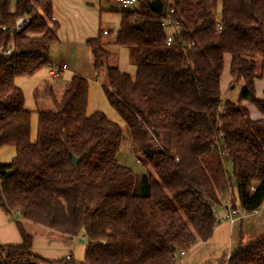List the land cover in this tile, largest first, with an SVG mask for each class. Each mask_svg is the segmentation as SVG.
Wrapping results in <instances>:
<instances>
[{
  "label": "trees",
  "instance_id": "obj_1",
  "mask_svg": "<svg viewBox=\"0 0 264 264\" xmlns=\"http://www.w3.org/2000/svg\"><path fill=\"white\" fill-rule=\"evenodd\" d=\"M152 1L121 13L116 43L135 49L136 79L109 64L104 30L87 41L95 69L106 68L110 104L153 169L138 193L137 174L117 158L120 125L102 112L87 114L85 77L74 75L61 99L46 84L56 109L39 113L31 139L32 112L15 80L50 65L59 23L53 0H16L14 7L0 0V45L14 47L0 58V148L16 150L10 162L0 159V207L70 238L82 234L83 264H177L178 252L213 236L214 208H224L228 193L249 213L264 204V0H163L161 13ZM168 4L181 26L172 45L162 26ZM21 16L30 23L14 32ZM226 54L230 83L242 86L236 103L222 99ZM215 141L221 149L212 148ZM15 222L22 241L0 243V264H77L33 252V235ZM222 264H264V234Z\"/></svg>",
  "mask_w": 264,
  "mask_h": 264
},
{
  "label": "rangeland",
  "instance_id": "obj_2",
  "mask_svg": "<svg viewBox=\"0 0 264 264\" xmlns=\"http://www.w3.org/2000/svg\"><path fill=\"white\" fill-rule=\"evenodd\" d=\"M88 1L91 7L82 8V4H78L75 0H70L67 3H64L65 0H53V6L57 7L58 5L61 10L56 13L57 15L55 14L59 23V41L51 44L49 48L47 56L50 60V65L40 68L32 75L17 77L15 82L24 92L25 108L32 112L31 139L36 141L39 113L56 109L51 98L43 94L46 84L52 85L57 98L61 99L74 75L79 74L88 79L89 103L87 114L92 115L95 112H102L110 120L120 125L124 136L117 158L121 164L132 169L137 174V192L140 193L145 185L144 175L153 172V169L148 163L146 156L135 145L125 121L110 104L104 90V86L108 85L106 68L100 71L95 69L87 41L92 37H98L100 30L111 31L110 34L102 36L106 49L111 52L109 64L118 66L121 71L130 74L133 79H136L138 74L135 63L136 51L134 48L121 46L116 43L117 35L121 28V13L124 11V7L116 0ZM15 2L16 0H12V7H14ZM220 13L219 9L218 16H220ZM89 31L91 34L88 33ZM230 63L231 56L226 54L221 76L222 99L224 102L229 100L236 103L239 101L241 90L238 86L234 87L230 83ZM64 64L68 68L58 77L50 74L49 71L52 67ZM263 85L264 78L259 80L258 90L260 95H262L263 90L261 87ZM243 105L248 106L253 117L260 116L256 115L260 114V112L253 105L248 103ZM15 153L14 147L3 146L0 148V159L3 162H10ZM227 169L232 173V166L229 163H227ZM13 217L16 218L14 215ZM24 226L33 235L32 248L36 254L50 261L66 259L69 256L73 263H84L86 242L82 234L70 238L53 229L32 222L24 223Z\"/></svg>",
  "mask_w": 264,
  "mask_h": 264
},
{
  "label": "crops",
  "instance_id": "obj_3",
  "mask_svg": "<svg viewBox=\"0 0 264 264\" xmlns=\"http://www.w3.org/2000/svg\"><path fill=\"white\" fill-rule=\"evenodd\" d=\"M75 1L82 4V8L91 7L88 0ZM67 2H70V0H65L64 3ZM60 10L61 8L58 5L54 7V16ZM56 18L58 20L57 16ZM88 33L91 34L90 31ZM225 212L226 210L223 207L218 209L219 220L215 226L213 236L209 240H197L190 250L179 256L177 264H222L223 259H226L227 263L228 256L239 246H246L264 234V204L259 210L251 213L247 212L246 215L237 218L233 222L220 220ZM14 216L25 224L30 222L23 219L21 215L17 216L16 214ZM13 218L0 207V243L2 244H19L22 241L15 222L16 219Z\"/></svg>",
  "mask_w": 264,
  "mask_h": 264
},
{
  "label": "built area",
  "instance_id": "obj_4",
  "mask_svg": "<svg viewBox=\"0 0 264 264\" xmlns=\"http://www.w3.org/2000/svg\"><path fill=\"white\" fill-rule=\"evenodd\" d=\"M116 1L120 3L124 7V9H132L138 3L139 0H116ZM174 12H175L174 8L169 6L168 4L165 9L164 17L162 19V26L167 32V45H172L175 42L177 36H179L181 32V26L179 22L177 21V19L175 18ZM52 20H57L56 16H53ZM29 23H30L29 16L19 17L15 22L14 32H20ZM222 27H223L222 22L219 20L218 22L219 30H222ZM3 29H6V27H3ZM104 34H108V30H104ZM13 53H14V47L12 43L8 45H0V58L11 56L13 55ZM66 69H67V65L64 64L62 66L52 67L49 72L51 75L58 77ZM239 87L242 88L241 85ZM215 142L217 144L212 145V148L221 149V147L219 146V143L217 141ZM224 156L227 157L228 154L224 153ZM225 166L227 167V164H225ZM255 190H256V185H252L251 191L254 192ZM224 208L226 210L225 216L221 217L220 220H227V221L233 222L237 218L242 217L246 215L247 213V211L243 210L242 208L233 206L230 195L227 196L225 200ZM214 210L218 212L217 208H214ZM16 214L21 215L20 211H17ZM185 253H186L185 250H181L176 255L182 256ZM67 258H70V257L68 256ZM229 258L230 256H228L227 262Z\"/></svg>",
  "mask_w": 264,
  "mask_h": 264
},
{
  "label": "water",
  "instance_id": "obj_5",
  "mask_svg": "<svg viewBox=\"0 0 264 264\" xmlns=\"http://www.w3.org/2000/svg\"><path fill=\"white\" fill-rule=\"evenodd\" d=\"M151 6L156 12L161 13L164 6L163 0H153L151 2ZM74 162H77V158L75 157H74Z\"/></svg>",
  "mask_w": 264,
  "mask_h": 264
}]
</instances>
